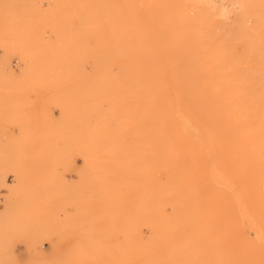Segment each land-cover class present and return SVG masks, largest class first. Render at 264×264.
<instances>
[{
	"label": "rangeland",
	"instance_id": "1",
	"mask_svg": "<svg viewBox=\"0 0 264 264\" xmlns=\"http://www.w3.org/2000/svg\"><path fill=\"white\" fill-rule=\"evenodd\" d=\"M0 264H264V0H0Z\"/></svg>",
	"mask_w": 264,
	"mask_h": 264
}]
</instances>
